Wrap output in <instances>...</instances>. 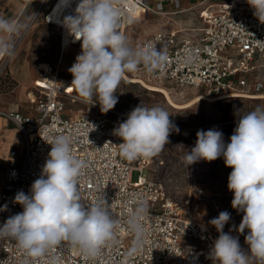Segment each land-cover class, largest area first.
<instances>
[{"label":"built area","instance_id":"2783aa9c","mask_svg":"<svg viewBox=\"0 0 264 264\" xmlns=\"http://www.w3.org/2000/svg\"><path fill=\"white\" fill-rule=\"evenodd\" d=\"M79 2L74 1V9ZM168 3L176 10L167 11ZM196 5L201 9L200 26L157 30L139 43V47L148 44L166 47L169 59L163 69L149 74L140 65L131 75L148 89L152 86L195 87L204 89L208 95L220 96L248 88V93L258 96L254 94L264 90L262 80L255 79L259 61L264 59V24L254 16L247 0H200ZM117 6L122 12L121 32L143 14L179 13L193 8H183V0H117ZM61 31L64 48L62 24ZM68 44L81 47V42H73L70 36ZM189 53L194 56L192 63L186 62ZM4 57L0 60V94L14 87L7 67L2 63ZM252 75L254 80L250 81ZM59 83L58 72L52 80L42 76L35 81V96L31 100L36 112L33 115L15 109H0V115L19 129L24 145L21 160L17 148L9 153L0 192V209L4 205L7 208L0 210V225L23 211L22 206L14 202V197L21 190L28 194L32 183L41 175L51 150V145L43 139L55 134L70 135L74 141V155L86 162L79 177L82 202L90 205L104 195L120 224L115 242L106 244L96 258H86L78 248L63 242L51 253L59 258V264H215L209 255L219 235L215 227L188 215L183 205L169 195L164 184L152 174V157L128 161L120 155L122 139L114 135L113 130L123 121L90 112L72 118L64 116V96L71 93ZM4 84L8 87L2 90ZM134 171L139 173L137 181L132 180ZM134 198L146 202L147 214L142 221L145 242L132 252L135 234L127 219L136 206L131 202ZM238 226L226 224L224 232L232 228L231 235L238 237L241 248L247 250V229L240 234L235 230ZM24 258L15 240L0 238V264H22ZM36 264L44 262L38 260Z\"/></svg>","mask_w":264,"mask_h":264},{"label":"clouds","instance_id":"9594fccd","mask_svg":"<svg viewBox=\"0 0 264 264\" xmlns=\"http://www.w3.org/2000/svg\"><path fill=\"white\" fill-rule=\"evenodd\" d=\"M61 2L65 7L71 5V0ZM247 2L254 16L264 24V0ZM121 17L117 0H80L75 14L60 21L73 42H81V53L68 69L73 77L68 88L74 89L85 102H92L95 97L105 114L118 103L117 89L126 73L135 72L143 65L151 74L163 69L169 59L163 44L159 48L155 44L132 47L119 30ZM20 27L0 17V33L7 34V38L0 35V55L13 54L11 36L18 34ZM193 59V54H187V63ZM170 116L161 106H136L113 130L122 139L120 155L133 161L159 154L170 143L171 133L180 131ZM237 116L229 143H225L224 134L216 128L198 130L195 146L186 152L183 160L188 168L201 160L213 162L222 157L225 166L232 169L227 184L233 193L231 206L243 213L235 230L244 234L247 229L248 248H241L238 237L231 235L232 228L224 232L231 214L221 211L208 221L219 233L210 250L212 261L264 264V106L243 115L238 112ZM43 140L51 145V150L41 175L32 183L28 194L22 190L16 193L14 202L23 211L0 225V238L15 240L24 253L22 264H36L38 260L59 264V258L51 253L63 242L78 248L86 258L99 257L106 244L115 242L120 221L113 216L104 195L90 205L82 202L79 177L86 162L74 155L72 137L55 134ZM131 202L136 206L130 211L127 224L135 234L132 248L135 252L145 242L142 221L147 204L135 198ZM6 208L4 205L0 210Z\"/></svg>","mask_w":264,"mask_h":264},{"label":"rangeland","instance_id":"374dc122","mask_svg":"<svg viewBox=\"0 0 264 264\" xmlns=\"http://www.w3.org/2000/svg\"><path fill=\"white\" fill-rule=\"evenodd\" d=\"M53 1L45 2L36 22L34 21L35 24L34 22L33 25L31 22L28 23L31 18L21 23L19 33L12 42L13 54L5 55L2 61L9 74L10 72L15 74L17 69L26 67L36 80L41 79L42 76L44 79L52 80L56 72L62 81L73 79L68 69L75 62L77 55L81 53V47L67 44L64 55L61 56L62 31L46 20L47 12ZM184 1L187 4L183 8H193L179 13L148 16L143 14L135 19L132 26L125 30V36L130 45L139 47L143 39L157 30L168 31L180 27L200 26L198 17L201 9L196 5L200 0ZM37 2L36 8L42 4L41 0ZM166 6L169 12L176 10L171 3ZM24 31L26 33L23 39L16 45V41ZM259 64L255 79L259 78L264 83V59H261ZM47 72L50 74L47 75ZM131 73L126 74L135 78ZM253 78L254 75L249 80L252 81ZM163 87L169 91L171 99L160 91L148 89L139 82H131L123 78L116 93L118 103L106 114L101 112L95 97L92 102H85L73 89L70 95L64 96L66 103L64 116L72 118L90 112L110 120L124 121L127 114L139 104L147 107H163L169 112L170 119L180 131L179 133L173 131L169 137L170 143L159 154L152 157L150 168L153 176L164 184L169 195L176 202L183 205L188 215L202 221H210L221 211H228L231 214L228 224H240L243 213L232 208L233 193L227 187L228 176L232 169L225 166L223 158H218L213 162L201 160L187 168L183 157L195 146L198 130L207 131L216 128L224 134L225 143H229L237 124V113L243 115L257 106H264V90L260 94H254L258 96L248 93V88H244L241 92L213 96L208 95L202 88ZM201 96L214 100L200 99ZM17 151L20 152L18 159L21 160L24 156V145H17ZM9 153L10 150L5 153V157L0 155V175L8 164ZM138 174L137 171L133 172V181H137ZM1 190L0 184V192Z\"/></svg>","mask_w":264,"mask_h":264},{"label":"crops","instance_id":"0c3cea01","mask_svg":"<svg viewBox=\"0 0 264 264\" xmlns=\"http://www.w3.org/2000/svg\"><path fill=\"white\" fill-rule=\"evenodd\" d=\"M37 1L38 0H1L0 17L9 19L19 25H21L23 21L27 22L28 19L31 18L28 23L31 22L33 25V22L37 19L39 12H41L43 9V5H45V2H47V0H41L42 3L44 1V4H41L38 8H36V4L38 3ZM54 2L55 0L53 3ZM186 4V1L183 0V6H186ZM0 35H3L5 38H7V34L0 33ZM15 36L16 34H12L11 43L15 41ZM67 46L68 45H64L63 48L61 45V56L64 55ZM3 56L4 55H0V60L3 58ZM10 76L16 84L12 90L5 91L0 94V109H15L26 115L35 114L36 112L32 107L31 100L35 96L34 84L36 79L34 78L32 72L29 69H26V67H23L17 69L15 74L10 72ZM19 144H22V138L19 129L12 121L0 115V155H4L5 157V153L7 151H11L15 149V147L17 148V145ZM5 170L0 175L1 185L3 183Z\"/></svg>","mask_w":264,"mask_h":264},{"label":"bare ground","instance_id":"6f19581e","mask_svg":"<svg viewBox=\"0 0 264 264\" xmlns=\"http://www.w3.org/2000/svg\"><path fill=\"white\" fill-rule=\"evenodd\" d=\"M74 1L75 0H71L70 7H65L62 4L61 0H55V2L53 3L52 7L49 10V12L47 13V15H49V20H47V21L50 24H52L56 27H59L61 29L60 21L63 20V16L75 14ZM122 33L125 35V30ZM63 34H64V45L66 46L67 42H68L69 35H68L67 31L65 30V28H64ZM49 74H50V72H47V75H49ZM124 78L131 81V82H139L136 78H131L127 74H125ZM70 83H71L70 81H66V79H63V81L61 80V83H59V85L62 84L60 86L63 87L66 92L71 93L72 90H69V88H68L71 85ZM150 89L155 90V91H160V92L164 93L169 99H171L170 95H169V91L166 88H164L163 86H154V87L152 86V87H150ZM203 98L209 99L210 101L214 100V99L208 98L206 96L200 97V99H203Z\"/></svg>","mask_w":264,"mask_h":264},{"label":"trees","instance_id":"16d2710c","mask_svg":"<svg viewBox=\"0 0 264 264\" xmlns=\"http://www.w3.org/2000/svg\"><path fill=\"white\" fill-rule=\"evenodd\" d=\"M15 84H16V83L13 81V82H12V86H14ZM7 87H8V84H6V85L4 84V86L2 87V88H3L2 90L7 89Z\"/></svg>","mask_w":264,"mask_h":264}]
</instances>
